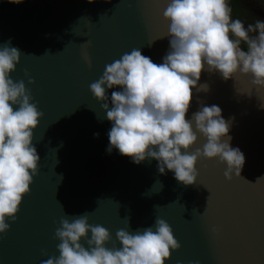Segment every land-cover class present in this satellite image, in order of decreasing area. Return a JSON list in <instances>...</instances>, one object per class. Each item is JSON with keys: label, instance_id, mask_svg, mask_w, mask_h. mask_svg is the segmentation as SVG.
Instances as JSON below:
<instances>
[{"label": "water", "instance_id": "1", "mask_svg": "<svg viewBox=\"0 0 264 264\" xmlns=\"http://www.w3.org/2000/svg\"><path fill=\"white\" fill-rule=\"evenodd\" d=\"M165 6V0H0V45L10 40L24 54L11 78L25 82L44 113L33 141L39 175L17 220L0 234V264L59 256L60 219L85 213L91 225L110 231L108 248L122 247L118 230L154 228L162 218L181 245L165 264H264V181L255 183L264 177V109L255 96L237 93L235 79L203 72L199 84L210 90L196 92L186 118L202 105L222 109L231 146L245 155L242 177L229 180L226 164L201 159L197 182L185 185L173 171L159 173L155 159L137 165L118 149L107 151L112 122L89 85L133 49L163 62L170 50V37L159 39L167 32ZM119 90L109 89V97ZM204 143L200 135L191 151Z\"/></svg>", "mask_w": 264, "mask_h": 264}, {"label": "clouds", "instance_id": "2", "mask_svg": "<svg viewBox=\"0 0 264 264\" xmlns=\"http://www.w3.org/2000/svg\"><path fill=\"white\" fill-rule=\"evenodd\" d=\"M165 5L162 15L167 32L159 39L170 37V50L163 62L157 64L140 49H133L106 65L102 76L89 85L112 122L107 151L118 149L137 165L155 159L159 173L173 171L175 179L185 185L197 182L201 159L218 158L227 165L224 175L229 180L233 173L242 177L245 155L231 146V121L223 117L222 109L202 105L191 119L186 117L196 92L210 90L207 83L199 84L205 71L218 72L225 81L235 79L237 93L255 96L264 109V21L245 26L233 19L229 0H165ZM22 55L10 40L0 45V234L10 230L8 220H17L41 162L33 141L44 113L32 102L25 82L11 78ZM84 59L91 67L87 52ZM117 86L121 90L109 97L108 90ZM200 135L206 143L191 151ZM261 181L264 177L255 183ZM116 236L122 247L108 248L110 231L91 225L89 213L65 214L55 230L59 256L41 264H165L172 251L181 247L171 225L162 218L155 220L154 228L135 233L120 229Z\"/></svg>", "mask_w": 264, "mask_h": 264}, {"label": "flooded vegetation", "instance_id": "3", "mask_svg": "<svg viewBox=\"0 0 264 264\" xmlns=\"http://www.w3.org/2000/svg\"><path fill=\"white\" fill-rule=\"evenodd\" d=\"M246 2V1H245ZM242 0L239 1L240 5L247 8L245 12L247 13V17L233 16V19H240L244 22L245 26L248 24H254L257 20L264 21V5H260L259 3H245Z\"/></svg>", "mask_w": 264, "mask_h": 264}, {"label": "trees", "instance_id": "4", "mask_svg": "<svg viewBox=\"0 0 264 264\" xmlns=\"http://www.w3.org/2000/svg\"><path fill=\"white\" fill-rule=\"evenodd\" d=\"M229 5L232 8V17L233 16H240V17H244L247 16V13L245 12V7H243V5H240L239 0H229ZM242 47H244L245 50H247V45H242Z\"/></svg>", "mask_w": 264, "mask_h": 264}, {"label": "rangeland", "instance_id": "5", "mask_svg": "<svg viewBox=\"0 0 264 264\" xmlns=\"http://www.w3.org/2000/svg\"><path fill=\"white\" fill-rule=\"evenodd\" d=\"M240 1V0H239ZM243 2H245V3H259L260 5H264V0H242ZM245 17H247V16H245ZM243 22V21H242ZM244 23V22H243Z\"/></svg>", "mask_w": 264, "mask_h": 264}]
</instances>
